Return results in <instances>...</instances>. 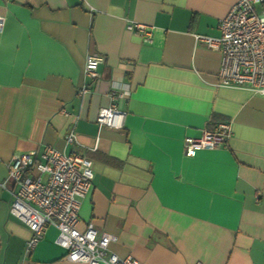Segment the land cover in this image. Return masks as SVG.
Listing matches in <instances>:
<instances>
[{
    "label": "crops",
    "instance_id": "obj_1",
    "mask_svg": "<svg viewBox=\"0 0 264 264\" xmlns=\"http://www.w3.org/2000/svg\"><path fill=\"white\" fill-rule=\"evenodd\" d=\"M235 1L0 0V264H84L54 225L24 256L30 231L8 211L12 155L46 145L90 159L77 227L115 235L118 256L264 264V94L218 85V50L195 40L217 37ZM127 21L151 25V42ZM88 54L103 57L91 80ZM110 104L121 128L96 122ZM218 122L230 124L226 146L186 156L183 139Z\"/></svg>",
    "mask_w": 264,
    "mask_h": 264
},
{
    "label": "built area",
    "instance_id": "obj_2",
    "mask_svg": "<svg viewBox=\"0 0 264 264\" xmlns=\"http://www.w3.org/2000/svg\"><path fill=\"white\" fill-rule=\"evenodd\" d=\"M256 6L259 7L256 10ZM4 17L0 15V32ZM125 28L140 34L144 42L152 39V26L127 21ZM219 35H195V40L218 50L220 54L217 82L220 86L246 88L264 94V0H237L218 22ZM103 57L88 54L83 74L86 79L98 76ZM89 91L87 84L77 88V95ZM112 92V96H116ZM119 95L121 93H118ZM62 113L67 114L65 111ZM124 112L114 104L101 107L96 114L98 126L121 128ZM231 134L228 122H218L210 129H202L195 137L183 139V151L192 156L196 150L225 147ZM70 129L64 140L75 142ZM93 171L91 161L76 153H63L46 145L41 151L32 149L12 155L6 181L10 189L9 214L30 231L24 256L32 252L48 225L57 227L56 243L65 249L74 261L84 264H139L131 256L120 257L109 251L108 245L116 236L102 232L97 235L91 222L79 230L80 200L89 192Z\"/></svg>",
    "mask_w": 264,
    "mask_h": 264
},
{
    "label": "rangeland",
    "instance_id": "obj_3",
    "mask_svg": "<svg viewBox=\"0 0 264 264\" xmlns=\"http://www.w3.org/2000/svg\"><path fill=\"white\" fill-rule=\"evenodd\" d=\"M259 9V7L258 6H256V10H258Z\"/></svg>",
    "mask_w": 264,
    "mask_h": 264
}]
</instances>
